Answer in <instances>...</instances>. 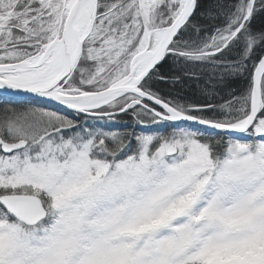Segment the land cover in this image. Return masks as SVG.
<instances>
[{"label":"snow or ice","instance_id":"obj_1","mask_svg":"<svg viewBox=\"0 0 264 264\" xmlns=\"http://www.w3.org/2000/svg\"><path fill=\"white\" fill-rule=\"evenodd\" d=\"M0 264H264V0H0Z\"/></svg>","mask_w":264,"mask_h":264}]
</instances>
